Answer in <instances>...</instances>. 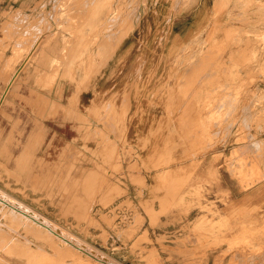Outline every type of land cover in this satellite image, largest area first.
<instances>
[{
  "label": "rangeland",
  "instance_id": "obj_1",
  "mask_svg": "<svg viewBox=\"0 0 264 264\" xmlns=\"http://www.w3.org/2000/svg\"><path fill=\"white\" fill-rule=\"evenodd\" d=\"M216 3L0 0V264H264V0ZM148 10L158 14L149 18L154 30L135 45L144 43L141 50L120 56L103 45L129 37ZM173 12L196 18L181 50L170 32ZM156 27L159 48L170 50L154 51ZM116 30L119 37L110 36ZM159 58L171 65L164 84L152 78L163 71L155 67ZM142 64L144 86L151 79L161 85L147 100L157 106L153 98L165 94L170 107L165 115L134 114L135 122L164 121L168 129L148 136L102 131L119 112L111 99L86 120L90 136L79 148L48 143L45 120L57 109L50 92L67 83L61 80L77 89L93 83L88 88L100 97L102 83L98 90L95 84L108 67H120L107 72L110 86L116 83L112 95Z\"/></svg>",
  "mask_w": 264,
  "mask_h": 264
},
{
  "label": "crops",
  "instance_id": "obj_2",
  "mask_svg": "<svg viewBox=\"0 0 264 264\" xmlns=\"http://www.w3.org/2000/svg\"><path fill=\"white\" fill-rule=\"evenodd\" d=\"M216 6L220 2V0H216ZM145 13V12H144ZM182 12L176 14V13H169V16L172 17V20L170 21V32H174L178 38L176 39L178 42L175 44L179 45V50L183 49L186 45V30H187V25L188 23L194 24L196 21V18H192L190 16L187 17V15H181ZM143 14V13H142ZM155 14H158V11L156 10H148L147 14L145 16H142L139 22L136 23L134 28H132V32L129 34V37L119 39V43L116 45V47H113L114 44L109 43L111 48L109 46H106V48L110 50H116L122 53V55H126L127 52H132L133 50H141L142 43L139 45L137 48H135V45L138 44L139 39L142 36L145 35H150V33L154 30V24L150 22L149 18H154ZM100 17V16H99ZM156 32L154 34V38H157L158 40L156 41V46L154 47V51H165V50H170V47H160L161 39L163 35L159 32H157V27L155 28ZM197 27L194 28L195 33L197 32ZM118 30L111 32L110 36L117 37L118 34L120 33ZM117 33V34H116ZM112 34V35H111ZM131 35V36H130ZM148 37V36H145ZM129 39V40H128ZM117 40V39H116ZM129 42H128V41ZM107 42H105L106 45ZM108 45V43H107ZM162 47V44H161ZM110 53V52H108ZM110 56V55H109ZM123 57L118 59V61H122ZM104 61L106 62V58H104ZM118 63V62H117ZM148 61H145V64H147ZM163 66V71L159 73L160 68ZM144 67L146 65H141L139 71L141 72L133 74V76L129 77L128 79H122L123 85L118 87L117 91L112 92L113 94L111 95V91L113 88L115 89V84L112 86V78H110L107 74L110 73L112 74L116 72L117 69H120V67H112L109 70V67L105 70V75L103 76L99 82H97L96 87H94V90H98L99 84L102 83L101 86V96L97 97L95 92L88 88L90 85H93V83L89 84L88 86H83L79 89L76 88V86L71 83L69 80H61L64 83L63 85H60L55 87L51 92H50V101L51 105L50 106H56L57 109L55 111L51 112V118L49 117L48 120H45V127L47 128V136H48V143L51 142V144H54L55 146H58V148H66L67 151H70V147H74L75 150L76 148H79L77 145L79 142L88 140V137L90 136V133H88L90 130H87L86 128H83L86 125V120H92L91 118L98 117L99 113L102 114V107L104 104L109 103L111 99H115L117 109L120 112V116L122 121L121 122H116L118 119L117 115L119 112L116 111V114L114 116V120L112 123H109L105 126H101L100 128L102 131H115L119 132L118 135H129L133 131L137 130H146L147 131V136L149 135V132H155V131H165L166 129V124L164 121H159L158 122H144L140 126V123H136V117L134 114H139L141 113L142 115H155V114H162L165 115L170 107L169 99L165 97V94L163 97L156 96L153 99H156L157 97L159 100L156 102L157 106L155 104L152 106L150 101L147 100V98L152 99L151 93H154V91L158 88H160L161 85H150V82L154 79L155 83L161 84V83H166L167 81L165 79V74H168V68L171 67L170 61L167 58H159L158 64L155 65L156 68H158V76L152 77L153 79L148 82L146 86L145 85V77L144 76ZM102 68L98 71L100 72ZM166 70V71H165ZM122 71V70H121ZM144 71V73H143ZM150 74L147 75V79H150ZM141 83L143 84L142 88H144V92L137 94L138 89L141 87ZM126 85V86H124ZM130 89V90H129ZM103 94V96H102ZM127 95V96H125ZM104 97V103L103 101H100L99 99H103ZM127 98V99H126ZM129 98V99H128ZM97 99V100H96ZM126 99V100H125ZM143 100H147L143 102ZM160 106H162V109H160ZM178 109V107H176ZM50 113V112H49ZM128 113L126 116L124 114ZM130 114V119H128V115ZM94 120V119H93ZM148 120V117H147ZM92 122V121H91ZM96 125V123H94ZM129 132V133H128ZM138 132V131H137ZM137 134V133H136ZM112 135V134H110ZM144 135V134H142ZM116 136V135H115ZM133 136V135H132ZM135 136V135H134ZM137 137V136H136ZM138 139H140L138 137ZM74 144V145H73ZM90 147V144H89ZM73 149V148H72ZM74 151V149H73ZM147 156H152L151 154H148ZM90 157V156H89ZM153 158V156H152ZM152 158L150 160H152ZM170 159V158H169ZM149 160V161H150ZM153 159L152 161H154ZM50 161L48 160V163ZM85 177V176H84ZM86 178L91 179L95 178L93 175H88ZM85 188V187H83ZM150 188L148 187L146 190V194L150 193ZM137 190L132 191V194L136 193ZM129 194V193H128Z\"/></svg>",
  "mask_w": 264,
  "mask_h": 264
},
{
  "label": "bare ground",
  "instance_id": "obj_3",
  "mask_svg": "<svg viewBox=\"0 0 264 264\" xmlns=\"http://www.w3.org/2000/svg\"><path fill=\"white\" fill-rule=\"evenodd\" d=\"M42 1H43V0H42ZM50 1H51V0H50ZM82 1H83V0H82ZM89 1H90V0H89ZM93 1H94V0H93ZM73 2H74V1H73ZM86 2H88V1H86ZM75 3H76V2H75ZM54 4H55V3H54ZM73 4H74V3H73ZM178 4H179V3H178ZM71 5H72V4H71ZM81 8H82V7H81ZM91 9H92V8H91ZM132 9H133V8H132ZM82 10H83V9H82ZM54 11H55V10H54ZM131 11H132V10H131ZM82 12H84V11H82ZM53 13H54V12H53ZM53 13H52V14H53ZM115 13H116V12H115ZM38 15H39V14H38ZM43 15H44V14H43ZM84 15H85V13H84ZM119 15H120V14H119ZM119 15H118V16H119ZM70 17H71V16H70ZM80 17H81V16H80ZM110 17H111V16H110ZM130 17H131V15H130ZM241 17H243V16H241ZM47 18H48V17H47ZM112 18H113V17H112ZM247 18H248V17H247ZM43 19H44V18H43ZM86 19H87V18H86ZM137 19H138V18H137ZM77 20H78V19H76V21H77ZM80 20H81V19H80ZM23 21H24V20H23ZM65 21H66V20H65ZM78 21H79V20H78ZM115 21H117V20H115ZM21 22H22V21H21ZM41 22H42V21H41ZM80 22H82V21H80ZM124 22H125V21H124ZM19 23H20V22H19ZM35 23H36V22H35ZM42 23H43V22H42ZM45 23H46V21H45ZM105 23H106V22H105ZM115 23H116V22H115ZM130 23H131V22H130ZM133 23H134V22H133ZM108 25H109V24H108ZM124 25H125V24H124ZM12 26H13V25H12ZM38 26H39V25H38ZM79 26H80V25H79ZM24 27H25V26H24ZM123 27H124V26H123ZM75 28H76V26H75ZM18 29H19V28H18ZM25 29H27V31L29 30L28 28H25ZM39 29H40V28H39ZM125 29H126V28H125ZM22 30H23V29H22ZM119 30H120V29H119ZM119 30H118V31H119ZM27 31H26V33H27ZM40 31H41V30H40ZM118 31H117V32H118ZM13 32H14V31H13ZM16 32H18V31H16ZM23 32H25V31H23ZM28 32H29V31H28ZM119 32H120V31H119ZM28 34H29V33H28ZM36 34H37V33H36ZM38 34H39V33H38ZM108 34H109V33H108ZM116 34H117V33H116ZM226 34H227V33H226ZM21 35H22V34H21ZM111 35H112V34H111ZM19 36H20V35H19ZM30 36H31V35H30ZM74 36H75V34H74ZM104 36H105V35H104ZM102 37H103V36H102ZM118 37H119V36H118ZM23 38H24V37H23ZM23 38H22V39H23ZM25 38H26V37H25ZM39 38H40V37H39ZM50 38H51V36H50ZM110 38H111V37H110ZM15 39H16V38H15ZM22 39H21V40H22ZM75 39H76V38H75ZM115 39H116V38H115ZM29 40H31V39H29ZM48 40H49V39H48ZM108 40H109V39H108ZM113 40H114V39H113ZM3 41H4V40H3ZM100 41H101V40H100ZM103 41H104V40H103ZM234 41H235V40H234ZM8 42H9V41H8ZM20 42H21V41H20ZM32 42H33V41H32ZM69 42H71V41H69ZM73 42H74V41H73ZM117 42H118V41H117ZM117 42H116V43H117ZM14 43H15V42H14ZM25 43H26V42H25ZM99 43H100V42H99ZM99 43H98V44H99ZM23 44H24V43H23ZM98 44H97V45H98ZM104 44H105V43H104ZM16 45H17V44H16ZM33 45H34V44H33ZM99 45H100V44H99ZM111 45H112V44H111ZM116 45H117V44H116ZM13 46H14V45H13ZM37 46H38V45H37ZM69 46H70V45H69ZM106 46H109L110 48L112 47V46H110L109 44H108V45L106 44L105 47H106ZM17 47H18V46H17ZM23 47H24V46H23ZM98 47H99V46H98ZM109 47H108V48H109ZM113 47H114V46H113ZM7 48H8V47H7ZM20 48H22V47L20 46ZM101 49H102V48H101ZM111 49H112V48H111ZM28 50H29V49H28ZM31 50H32V49H31ZM34 50H35V49H34ZM38 50H39V49H38ZM99 50H100V49H99ZM3 52H5V51H3ZM0 53H1V52H0ZM32 53H33V52H32ZM35 54H36V53H35ZM208 54H209V53H208ZM0 55H1V54H0ZM4 55H5V54H4ZM203 55H206V53L203 54ZM32 56H33V55H32ZM34 56H35V55H34ZM245 56H246V55H245ZM0 57H1V56H0ZM14 57H15V55H14ZM60 57H61V55H60ZM246 57H247V56H246ZM2 59H3V58H2ZM9 61H10V60H9ZM62 62H63V61H62ZM4 64H5V63H4ZM59 64H60V63H59ZM209 64H210V63H209ZM214 64H215V63H214ZM214 64H213V65H214ZM7 65H8V64H7ZM56 66H58V65H56ZM4 67H5V66H4ZM28 67H29V66H28ZM59 67H60V66H59ZM1 68H2V67H1ZM229 68H230V67H229ZM23 71H24V70H23ZM209 71H210V70H209ZM225 71H226V70H225ZM26 72H27V71H26ZM45 73H46V72H45ZM50 73H51V72H50ZM52 73H53V72H52ZM212 73H213V72H212ZM216 73H217V72H216ZM197 74H198V73H197ZM42 75H43V74H42ZM200 75H201V74H200ZM208 75H209V74H208ZM216 75H217V74H216ZM10 77H11V76H10ZM192 77H193V76H192ZM194 77H195V76H194ZM208 77H210V76H208ZM212 77H213V76H212ZM41 78H42V77H41ZM50 78H51V77H50ZM206 79H210V78H206ZM206 79H205V80H206ZM189 80H190V79H189ZM41 81H42V80H41ZM207 83H208V82H207ZM225 87H226V86H225ZM129 90H130V89H129ZM125 96H127V95H125ZM45 97H46V96H45ZM252 98H253V97H252ZM252 98H251V99H252ZM46 99H47V98H46ZM115 99H116V98H115ZM126 99H127V98H126ZM126 99H125V100H126ZM128 99H129V98H128ZM48 100H49V99H48ZM114 101H115V100H114ZM254 102H256V101H254ZM254 102H253V103H254ZM0 104H1V103H0ZM249 104H250V103H249ZM223 105H224V104H223ZM252 105H253V104H252ZM221 106H222V105H221ZM233 109H234V108H233ZM232 111H233V110H232ZM214 112H215V111H214ZM230 114H231V113H230ZM42 115H43V114H42ZM254 116H255V114H254ZM254 116H253V117H254ZM244 117H245V116H244ZM245 118H246V117H245ZM225 120H226V119H225ZM215 124H217V123H215ZM248 124H249V123H248ZM232 125H233V124H232ZM248 126H249V125H248ZM228 127H230V125H229ZM228 127L226 126V128H228ZM91 129H92V128H91ZM228 131H229V130H228ZM223 132H224V131H223ZM118 133H119V132H118ZM118 133H117V134H118ZM227 133H228V132H227ZM105 135H106V134H105ZM217 135H218V134H217ZM107 136H109V135H107ZM116 137H117V136H116ZM114 138H115V137H114ZM261 141H263V140H261ZM114 142H115V141H114ZM259 143H260V142H259ZM262 143H264V142H262ZM262 143H261V144H262ZM123 144H124V143H123ZM246 144H247V143H246ZM73 145H74V144H73ZM249 145H251V144H249ZM254 146H255V145H254ZM249 147H250V146H249ZM116 148H117V147H116ZM87 150H88V149H87ZM241 150H242V149H241ZM250 154H251V153H250ZM72 155H73V154H72ZM238 157H239V156H238ZM104 158H105V157H104ZM251 158H252V157H251ZM224 159H225V158H224ZM248 159H249V158H248ZM245 160H246V159H245ZM259 161H260V160H259ZM111 162H112V161H111ZM247 163H248V162H247ZM238 164H239V163H238ZM257 168H258V167H257ZM251 170H252V169H251ZM252 172H253V171H252ZM256 173H257V172H256ZM243 175H244V174H243ZM253 175H254V174H253ZM251 177H252V176H251ZM254 178H255V177H254ZM261 178H262V177H261ZM247 180H248V179H247ZM255 182H256V181H255ZM235 189H236V188H235ZM0 190H4V189H0ZM4 192H5V190H4ZM6 193H7V192H6ZM8 194H9V193H8ZM4 195H5V193H4ZM2 196H3V195H2ZM4 197H5V196H4ZM10 197H13L12 194L10 195ZM14 200H15V198H14ZM16 200H17V199H16ZM19 201H21V200H19ZM17 203H19V202H17ZM21 203H23V202H21ZM24 204H25V203H24ZM39 204H40V203H39ZM22 205H23V204H22ZM40 205H41V204H40ZM7 206H8V205H7ZM13 206H14V205H13ZM19 206H21V205H19ZM26 206H27V205H26ZM15 207H17V206H15ZM26 208H27V207H26ZM30 208H31V207H30ZM30 208H29V209H30ZM16 209H17V208H16ZM32 209H33V208H32ZM23 211H24V210H23ZM0 213H1V212H0ZM7 213H8V212H7ZM13 213H14V211H13ZM25 213H26V212H25ZM28 213H29V212H28ZM11 214H12V213H11ZM61 214H62V213H61ZM17 215H18V214H17ZM17 215L14 216V218H13V222H14L15 217H17ZM30 215H31V214H30ZM11 216H13V215H11ZM22 216H24V215H22ZM35 216H36V214H35ZM35 216H33V217H35ZM43 216H44V215H43ZM18 217H19V215H18ZM41 217H42V216H41ZM11 218H12V217H11ZM17 219H18V218H17ZM19 219H20V217H19ZM26 219H27V218H26ZM35 219H36V218H35ZM37 219H38V218H37ZM48 219H49V218H48ZM10 220H12V219H10ZM20 220H21V219H20ZM20 220H19V222H20ZM49 220H51V219H49ZM0 221H1V220H0ZM15 221H16L17 224L19 223L18 220L15 219ZM25 221H26V220H25ZM34 221H35V220H34ZM22 222H24V221H22ZM27 222H28V221H27ZM29 222H30V221H29ZM29 222H28V223H29ZM31 222H32V221H31ZM44 222H45V220H44ZM3 223H4V222H3ZM20 223H21V222H20ZM50 223H53V222H50ZM11 224H12V223H11ZM11 224H9V225L11 226ZM14 224H15V223H14ZM32 224H34V222H33ZM9 225H8V226H9ZM19 225H20V224H19ZM13 226H14V225H13ZM13 226H11V227H13ZM15 226H16V225H15ZM24 226H25V225H24ZM24 226H23V227H24ZM34 226H36V225H34ZM39 226H40V225H39ZM41 226H42V225H41ZM41 226H40V227H41ZM49 226H50V225H49ZM54 226H55V225H54ZM4 227H5V226H4ZM42 227H43V226H42ZM52 227H53V226H52ZM60 227H61V226H60ZM14 228H15V227H14ZM16 228H17V227H16ZM30 228H31V227H30ZM33 228H34V227H33ZM33 228H32V229H33ZM44 228H45V227H44ZM1 229H2V228H1ZM3 229H4V228H3ZM3 229H2V230H3ZM17 229L20 230L19 227H18ZM25 229H26V231H28V227H27V226H25ZM32 229H29L28 232H33V231H35V229H33V231H31ZM52 229H53V228H52ZM4 230H6V229H4ZM13 230H14V229H13ZM6 231H7V230H6ZM16 231H17V230H16ZM51 231H52V230H51ZM55 231H56V230H55ZM3 232L5 233V231H3ZM3 232H2V234H3ZM10 232H11V231H10ZM35 232H36V231H35ZM35 232H34V233H35ZM38 232H39V231H38ZM38 232L36 233V237L39 236V235H38ZM52 232H53V231H52ZM127 232H128V231H127ZM39 234H41V233H39ZM44 234H46V235L48 234V233H46V230H45V233H42V235H44ZM65 234H66V233H65ZM4 235H5V234H4ZM9 235H10V234H9ZM23 235L26 236V234H23ZM33 235H34V234H33ZM42 235H40V236L42 237ZM52 235H53V233H52ZM52 235H49V234H48V236H50V238H51ZM0 236H1V232H0ZM5 236H8V233H7V235H5ZM5 236H4V238H5ZM40 236H39V237H40ZM73 236H74V235H73ZM2 237H3V236H2ZM2 237H1V238H2ZM11 237H12V236H11ZM39 237H38V238H39ZM44 237H45V236H44ZM44 237H43V238H44ZM52 237H53V236H52ZM57 237H58V236H57ZM68 237H69V236H68ZM129 237H130V236H129ZM8 238H9V237H7V242L10 240V239L8 240ZM19 238H21V237L16 238L18 242H19V240H18ZM55 238H56V237H55ZM11 239H12V238H11ZM14 239H15V238H14ZM28 239H29V237H27V240H28ZM40 239H42V238H40ZM45 239H46V241H47V237H46ZM45 239H44V241H45ZM58 239H59V238H58ZM58 239H56V240L58 241ZM63 239H65V238H63ZM63 239H62V240H63ZM67 239H68V238H67ZM70 239H71V238H70ZM1 240L4 241L5 239L3 240V238H2ZM1 240H0V241H1ZM20 240H21V239H20ZM27 240H25V241L27 242ZM48 240L53 241V240H51V239H49V238H48ZM56 240H55V241H56ZM17 241H16V242H17ZM22 241H24V240L22 239ZM28 241H30V240H28ZM35 241H36V240H35ZM38 241H39V240H38ZM70 241H71V240H70ZM72 241H73V240H72ZM13 242H15V241L13 240ZM26 242H24V245H25ZM31 242H32V241H31ZM33 242H34V241H33ZM40 242H41V241H40ZM40 242H39V243H40ZM59 242H60V240H59ZM66 242H67V241H66ZM1 243H2V242H1ZM11 243H12V242H11ZM20 243H23V242H20ZM20 243H19V244L17 243V244L20 245ZM45 243H46V242H45ZM49 243H50V242H49ZM60 243H61V242H60ZM62 243H63V242H62ZM68 243H69V241H68ZM7 244H8V243H7ZM13 244H14V243H13ZM13 244H11V246H12ZM30 244H31V243H30ZM30 244L28 243L27 245H29V246L31 247ZM41 244H42V243H41ZM0 245H1V244H0ZM18 245H16V246L18 247ZM61 245H62V244H61ZM64 245H65V243H64ZM73 245H76V244H73ZM80 245H81V244H80ZM7 246H8V245H7ZM11 246H8V247H11ZM14 246H15V244L12 246V248H15ZM29 246H28V248H29ZM57 246H58V245H57ZM71 246H72V244H71ZM2 247H3V245H2ZM8 247H7V248H8ZM21 247H22V245H21ZM21 247H20V248H21ZM25 247H26V245H25ZM40 247H41V246H40ZM61 247H63V246H61ZM64 247H67V246L65 245ZM74 247H75V246H74ZM7 248H5V249H7ZM26 248H27V247H26ZM28 248H27V249H28ZM35 248H36V247H35ZM35 248H34V249H35ZM51 248H52V247H51ZM83 248H84V247H83ZM0 249H1V248H0ZM9 249H10V248H9ZM18 249H19V247H18ZM24 249H25V248H24V246H23V250H24ZM27 249H26V250H27ZM40 249H41V248H40ZM40 249L36 248V251H37V250H40ZM44 249H45V248H42V250H44ZM57 249H59V248H57ZM61 249H62V248H61ZM65 249H66V248H65ZM26 250H25V251H26ZM42 250H40V251H42ZM45 250H46V249H45ZM48 250H49V249H48ZM53 250H55V249L53 248ZM68 250H70V249H68ZM74 250H75V249H74ZM81 250H82V249H81ZM85 250H86V249H85ZM11 251H12V250H11ZM15 251H16V250H15ZM19 251H20V250H19ZM19 251H16V252L19 253ZM36 251H35V252H36ZM60 251H61V250H60ZM62 251H63V250H62ZM13 252H14V251H13ZM13 252H11V253H13ZM16 252H15V253H16ZM29 252H32V251L30 250ZM38 252H39V251H38ZM58 252H59V251H58ZM58 252H56V253H58ZM85 252H86V251H85ZM85 252H84V253H85ZM8 253H9V252H8ZM18 253H16V254H18ZM20 253H22V254H20V255H24V254H23L24 252L21 251ZM26 253H27V251H26ZM42 253H44V251H43ZM42 253H40V254H42ZM46 253H47V252H46ZM60 253H61V252H60ZM72 253H73V250H72ZM77 253H78V252H77ZM91 253H92V252H91ZM9 254H10V253H9ZM36 254H37V253H36ZM36 254L34 253L35 257H37V255H38V254H37V255H36ZM48 254H49V253H47V255H48ZM52 254H53V253H52ZM54 254H55V253H54ZM62 254H64V253H62ZM69 254H70V253H69ZM74 254H75V252H74ZM25 255H27V254H25ZM25 255H24V256H25ZM34 255L32 254L31 256L33 257ZM42 255H43V254H42ZM44 255H45V253H44ZM49 255H51V253H50ZM55 255H56V254H55ZM70 255H71V254H70ZM239 255H240V254H239ZM39 256H41V255H39ZM77 256H78V255H77ZM27 257L29 258V254H28ZM32 257H31V258H32ZM46 257H47V256H46ZM48 257H49V256H48ZM54 257H55V256H53V258H54ZM56 257L60 258L59 256H56ZM61 257H62V255H61ZM72 257H74V255H72ZM80 257L82 258V256H80ZM88 257H89V256H88ZM9 258H10V257H9ZM31 258H29V261L31 260ZM37 258H38V257H37ZM42 258H43V256H42ZM44 258H45V257H44ZM44 258H43V260H44ZM90 258H91V257H90ZM33 259L36 260L35 258H33ZM55 259H56V258H55ZM67 259H69V257H67ZM74 259H75V258H74ZM77 259H78V258H77ZM79 259H80V258H79ZM93 259H94V257H93ZM1 260H2V259H1ZM7 260H8V259H7ZM27 260H28V259H27ZM40 260H41V259H40ZM40 260H39V258H38L37 261H35L34 263H37V264H38V262H41V261H42V260H41V261H40ZM45 260H46V258H45ZM47 260H48V259H47ZM81 260L83 261V259H80V261H81ZM108 260H109V259H108ZM4 261H5V260H4ZM10 261H11V260H10ZM31 261H32V260H31ZM31 261H30V262H31ZM55 261H56V260H55ZM62 261H63V260H62ZM64 261H65V259H64ZM64 261H63V262H64ZM71 261H72V260H71ZM80 261H79V262H80ZM82 261H81V262H82ZM84 261H85V260H84ZM0 262H1V261H0ZM45 262H46V261H45ZM45 262H44V263H45ZM47 262H49V261H47ZM47 262H46V263H47ZM56 262H57V261H56ZM63 262L59 261L58 263H59V264H63ZM92 262H93V261H92ZM5 263H6V262H5ZM7 263L10 264V262H7ZM51 263H52V262H51ZM53 263H54V262H53ZM53 263H52V264H53ZM58 263H57V264H58ZM64 263H66V262H64ZM67 263H68V262H67ZM72 263H73V262H72ZM75 263H77V262H75ZM82 263H83V262H82ZM161 263H162V262H161ZM17 264H18V263H17ZM30 264H31V263H30ZM41 264H42V263H41ZM49 264H50V263H49ZM70 264H71V263H70ZM78 264H80V263H78ZM83 264H84V263H83ZM85 264H86V263H85ZM88 264H90V263H88ZM117 264H118V263H117Z\"/></svg>",
  "mask_w": 264,
  "mask_h": 264
}]
</instances>
